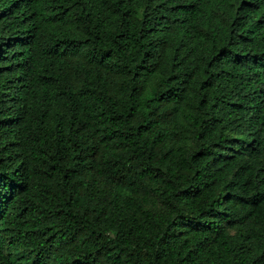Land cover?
I'll return each instance as SVG.
<instances>
[{"label":"trees","instance_id":"16d2710c","mask_svg":"<svg viewBox=\"0 0 264 264\" xmlns=\"http://www.w3.org/2000/svg\"><path fill=\"white\" fill-rule=\"evenodd\" d=\"M0 264H264V0H0Z\"/></svg>","mask_w":264,"mask_h":264}]
</instances>
